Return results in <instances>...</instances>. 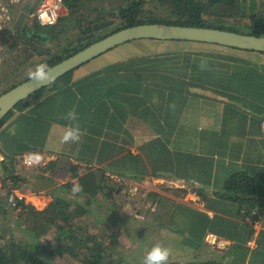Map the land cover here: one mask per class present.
I'll list each match as a JSON object with an SVG mask.
<instances>
[{"label": "crops", "instance_id": "obj_1", "mask_svg": "<svg viewBox=\"0 0 264 264\" xmlns=\"http://www.w3.org/2000/svg\"><path fill=\"white\" fill-rule=\"evenodd\" d=\"M137 40L83 62L0 119V163L10 156L20 174L10 192L43 208L53 186L75 181L69 167H100L120 181L118 197L123 184L140 186V198L118 199L108 209L116 215L103 217L127 240L162 234L170 249L176 239L186 254L171 253L168 264H264V53L205 45L216 49L214 74L195 76L156 57L193 44ZM72 108L87 134L60 146L68 122L59 117ZM32 151L45 162L22 164L21 154ZM50 173L53 185L43 182ZM148 209L164 212V227Z\"/></svg>", "mask_w": 264, "mask_h": 264}, {"label": "trees", "instance_id": "obj_2", "mask_svg": "<svg viewBox=\"0 0 264 264\" xmlns=\"http://www.w3.org/2000/svg\"><path fill=\"white\" fill-rule=\"evenodd\" d=\"M62 5L63 12H60L54 24L49 25L57 33L54 49L49 56V66L113 31L143 22L209 26L264 34V0H62ZM61 38L64 40L61 41ZM138 40L193 44L195 47L183 52H160L156 57L165 62L167 69L176 65L185 69L190 66V73L195 76L214 74L215 65L209 61L216 49L207 50L205 45L249 50L195 40ZM206 50L210 52L208 56L203 53ZM201 64L204 65L203 70ZM71 71L30 95L61 84ZM53 165L54 162H51L48 168ZM13 169V160L7 156L0 163V181L4 193L20 185V174ZM69 172L75 181L64 180L53 186L52 199L43 208L35 207L19 197H15L14 204H11L7 197L3 199L2 196L0 264H66L68 258L76 264L128 263L119 249L116 233L113 230L97 231L95 225L91 224L92 215L97 213L94 210L96 206L105 205L108 209L119 206L116 198L120 181L109 178L100 167H87L80 173L69 167ZM50 175L52 177V173ZM45 179L44 183L53 185L57 182L53 177ZM75 185L81 186L82 191L73 194L72 188ZM106 197L112 198L110 205L99 201ZM147 213L154 218L158 214L150 209ZM161 215L165 216L163 211L159 213L157 221L160 227H164ZM8 220L12 227H8ZM139 258L133 262H139Z\"/></svg>", "mask_w": 264, "mask_h": 264}, {"label": "rangeland", "instance_id": "obj_3", "mask_svg": "<svg viewBox=\"0 0 264 264\" xmlns=\"http://www.w3.org/2000/svg\"><path fill=\"white\" fill-rule=\"evenodd\" d=\"M38 1L40 0H36V2H32L28 0L24 1V3L30 2V4L27 9V13L24 18V21H23V26H28L31 28V32H30L32 33L31 38L33 39V42L36 43L35 44L36 46L33 44L34 47L33 45L26 46L22 44L20 39H19V42H20L19 43L17 39L15 38V35L13 37L14 31L19 30V29L13 28L12 25H13V21L18 13L20 6L19 4H17L11 7V13L13 17H12L11 22L8 25V28L9 30L13 31L11 35L13 43L9 45L10 42L8 41V39L10 38V36L9 38L7 36V39L4 37L5 44L3 45L5 47L2 46V50L0 52V90H2V92L16 85L17 83L25 79H28L26 76V71L30 67H34L35 64L41 63V62L50 64L49 56H50V53L52 52V49H54V44L56 42L55 37L57 36V33L55 32L54 29H52L51 26L49 25L42 26L35 20L34 13L37 9ZM63 10L64 8L62 6L60 9V12H63ZM62 39L63 38H61L60 40L63 41L64 39L63 40ZM145 189L148 190L147 188ZM139 192H140V186L138 185L134 186L132 183L126 184V185L123 184L121 186V193L119 197L117 196L116 200L118 201V199L119 200L124 199V201L128 200L130 202H135L137 198L141 197ZM19 198H22V197H19ZM1 201H2V195H1ZM99 201L103 202V204L104 203L110 204V202L112 201V198L110 197H106L103 199L100 198ZM145 201L146 200H144V202ZM94 210L97 211V213H94V215H92L91 224L93 223L95 225L96 228L94 229L97 231L104 230V232H109L113 230L116 233L118 237V242L120 241L119 249H121L122 254L126 256V259L128 261V263L126 262V264H133V263L141 264V262H137V260L133 262V260L139 257L143 258L147 250L150 249L152 245L156 242H160L166 247L168 246L167 237L162 236V234L160 233L159 234L161 236L157 234L155 235L153 234L152 236L148 235L146 237L147 241L146 242L144 241L142 243H134L133 241L127 240L126 237H124V235L121 234L122 231L120 232V228L117 225L109 226L108 222L110 221L105 222L103 220L104 215H105V220H106L107 216L110 218L111 216L116 215L115 212H109L108 208H106L105 205L96 206ZM106 214L108 215L106 216ZM6 222L8 223V227H12L11 226L12 223L9 220ZM103 226H105L104 229L102 228ZM133 227H135V225ZM143 229L145 228L143 227ZM157 230L158 232H162L163 230H165V228H158ZM185 246L189 247L188 244H185ZM170 251L171 253L177 254V255L186 254L185 253L186 249L176 239H172ZM66 264H76V262H74L73 259L68 258L66 261Z\"/></svg>", "mask_w": 264, "mask_h": 264}, {"label": "water", "instance_id": "obj_4", "mask_svg": "<svg viewBox=\"0 0 264 264\" xmlns=\"http://www.w3.org/2000/svg\"><path fill=\"white\" fill-rule=\"evenodd\" d=\"M30 2H25L14 20L13 28L20 29ZM142 38L182 39L204 41L227 46L264 51V34H249L209 26L183 25L162 22H143L113 31L91 42L67 57L53 63V79L79 66L83 62L121 43ZM51 82L37 85L25 79L0 93V119L21 99Z\"/></svg>", "mask_w": 264, "mask_h": 264}, {"label": "clouds", "instance_id": "obj_5", "mask_svg": "<svg viewBox=\"0 0 264 264\" xmlns=\"http://www.w3.org/2000/svg\"><path fill=\"white\" fill-rule=\"evenodd\" d=\"M200 67L204 68L201 64ZM27 78L37 85L44 82H51L53 79V69L47 63H37L34 67H30L26 71ZM60 119L67 121L58 134V144L60 146L78 144L81 139L86 135V130L82 129L79 123V116L75 108L69 109L66 113L62 114ZM29 161L33 166H37L41 162V157L38 154H30ZM82 191V187L75 185L72 188L73 194ZM170 249L160 242H156L150 249L147 250L143 257L141 264H168L170 257Z\"/></svg>", "mask_w": 264, "mask_h": 264}, {"label": "built area", "instance_id": "obj_6", "mask_svg": "<svg viewBox=\"0 0 264 264\" xmlns=\"http://www.w3.org/2000/svg\"><path fill=\"white\" fill-rule=\"evenodd\" d=\"M25 0H0V52L2 50L3 45V38L1 37L2 33L7 28L6 26L9 25V23L12 20V13H11V7L15 6L17 4L20 5L21 2H24ZM32 2H36V0H28ZM62 0H40L38 1L37 9L34 13L35 20L42 26L45 25H52L57 21L58 15L60 14V9L62 7ZM261 134L264 136V122L261 126ZM30 154H38L41 157V162L43 163L46 160V157L38 152V151H32V152H26L21 154V162L22 164L26 166H32V164L29 161ZM1 155H0V161H1ZM1 195H2V185L0 181V204H1ZM15 197H18L14 194V191L12 190L9 192L7 196V200L14 204ZM205 240L212 243V244H221L216 238L214 234H206Z\"/></svg>", "mask_w": 264, "mask_h": 264}, {"label": "flooded vegetation", "instance_id": "obj_7", "mask_svg": "<svg viewBox=\"0 0 264 264\" xmlns=\"http://www.w3.org/2000/svg\"><path fill=\"white\" fill-rule=\"evenodd\" d=\"M24 4V2H21L20 3V8H19V10H18V13L20 12V10H21V8H22V6H23V4ZM18 13H17V15H18ZM26 13H27V11L25 12V15H24V18H25V16H26ZM17 15H16V17H17ZM15 17V18H16ZM15 20V19H14ZM24 21V20H23ZM13 24H14V21H13ZM7 31V32H6ZM5 32H4V36L3 37H5L6 39H7V36H8V38H9V36H10V38L8 39V41L10 42L9 43V45L11 44V43H13L12 42V37H11V35H12V33H13V31L12 30H6ZM31 32V28L30 27H28V26H23V24H22V27L18 30V31H14V34H13V37H14V35H15V38L17 39V41L19 42V39L21 40V43L22 44H24V45H26V46H28V45H35L36 43H34L33 42V39L31 38V35H32V33H30ZM6 35V36H5ZM25 36V37H24ZM24 39H23V38ZM31 38V39H30ZM20 43V42H19ZM34 45H33V47H34ZM36 46V45H35ZM39 46V45H38Z\"/></svg>", "mask_w": 264, "mask_h": 264}]
</instances>
